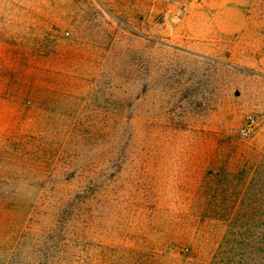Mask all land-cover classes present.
I'll list each match as a JSON object with an SVG mask.
<instances>
[{
  "label": "rangeland",
  "instance_id": "374dc122",
  "mask_svg": "<svg viewBox=\"0 0 264 264\" xmlns=\"http://www.w3.org/2000/svg\"><path fill=\"white\" fill-rule=\"evenodd\" d=\"M80 144L128 161L66 223L62 259L77 186L59 154ZM232 188H264V0H0V264L210 260Z\"/></svg>",
  "mask_w": 264,
  "mask_h": 264
},
{
  "label": "trees",
  "instance_id": "16d2710c",
  "mask_svg": "<svg viewBox=\"0 0 264 264\" xmlns=\"http://www.w3.org/2000/svg\"><path fill=\"white\" fill-rule=\"evenodd\" d=\"M97 132L96 129L92 128L87 132L81 130L78 131L76 137L85 139L84 134H87L89 139L96 140ZM110 132L111 135H113L112 130H110ZM108 143L110 144V147L118 145L117 142H115L114 137H112L111 141ZM82 151L81 144L80 148L77 150L78 154H76V152L71 155L64 147L60 150L59 160L61 161V168L65 169V171L62 170L64 172H61L59 180L75 182L77 187L69 192L67 196L60 198V211L58 212V215H61L62 225L61 228L58 229L60 238L55 241L57 244L55 245V248L57 249L62 245L60 243L64 239L67 230L66 225H69L71 221L70 219L80 215L82 209L87 206L88 202H90V198H92L93 195H96L93 188H114L116 186L115 183L117 180H115V176L108 170V168L112 171L115 170V172H118L119 168L121 171L123 170L122 167L125 166L128 161L122 159L120 161V166L118 162L115 164L112 158L105 160L102 159L101 156H88ZM111 152L113 153L114 151L111 150ZM231 176L232 174L228 173V171L225 172V174H219L218 172L213 173L212 177L209 178L210 182L208 183H211V188H230ZM225 181L226 183H224ZM232 190L234 194L237 193V197H233L237 198L238 202L231 209L220 208L218 210V212L226 213L225 211H227L228 214H231L230 217L227 216L229 218V220H227L229 224L225 229L213 258L210 260H203L190 252L187 254L190 259H193L190 260V264H247L249 263L247 262L249 251L244 250L243 254H240L239 250L244 246L245 248L246 246L250 247L252 244H254V248L256 245L260 246L262 257L259 259L262 260L261 264H264V223L262 226L263 228H258L259 226L254 224L256 212L260 205L263 207L264 218V188H241V191L239 192H237L238 189L236 188H232ZM247 200L250 202V204H248L249 206L245 204ZM213 209L214 208H209V210ZM65 213L68 215L66 218ZM260 238L261 240L258 242V239ZM192 243V240H186V248L190 250L189 246L192 245ZM58 251L61 254L60 258L65 259V255L63 254L65 249L59 247ZM252 255L253 260L255 256L254 254ZM48 258L49 257L45 255L46 261Z\"/></svg>",
  "mask_w": 264,
  "mask_h": 264
},
{
  "label": "built area",
  "instance_id": "2783aa9c",
  "mask_svg": "<svg viewBox=\"0 0 264 264\" xmlns=\"http://www.w3.org/2000/svg\"><path fill=\"white\" fill-rule=\"evenodd\" d=\"M252 131H253V127H252V126H248V127H246V128L243 130V133H244L245 135H249L250 133H252Z\"/></svg>",
  "mask_w": 264,
  "mask_h": 264
}]
</instances>
